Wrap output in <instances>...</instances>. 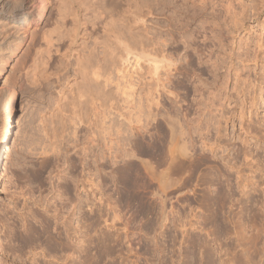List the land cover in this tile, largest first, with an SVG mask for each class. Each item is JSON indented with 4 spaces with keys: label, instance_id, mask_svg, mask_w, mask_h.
I'll return each instance as SVG.
<instances>
[{
    "label": "bare ground",
    "instance_id": "obj_1",
    "mask_svg": "<svg viewBox=\"0 0 264 264\" xmlns=\"http://www.w3.org/2000/svg\"><path fill=\"white\" fill-rule=\"evenodd\" d=\"M258 1L255 14L261 15L264 0ZM240 5V0H0V55L2 41L14 36L23 48L18 93L37 110L47 143L35 175L39 182L34 180L42 181L45 195L35 198L26 184L17 186V194L33 198L64 223L74 207L73 194L84 182L77 170L80 158L104 195L115 192L127 199L134 191L153 192L155 186L163 191L164 180L180 171V159L190 158L195 138L208 143L210 127L226 120L229 92L245 84L231 61L244 66L251 54L239 46L231 57L227 42L231 18L240 27L244 17ZM246 82L254 92L256 85ZM245 87L241 94L250 96ZM249 98V106L243 98L239 102V120L247 126L245 134L256 138L254 126L264 124L253 113L255 96ZM14 103L12 93L0 96V167L14 132ZM208 144L212 149L215 143ZM243 155L252 156L247 150ZM246 182L243 188L253 185ZM217 191L211 200L216 207L224 197ZM54 230V241L65 245L67 232Z\"/></svg>",
    "mask_w": 264,
    "mask_h": 264
},
{
    "label": "rangeland",
    "instance_id": "obj_2",
    "mask_svg": "<svg viewBox=\"0 0 264 264\" xmlns=\"http://www.w3.org/2000/svg\"><path fill=\"white\" fill-rule=\"evenodd\" d=\"M240 2L244 17L238 20L240 27H234L237 19L231 18L227 42L231 57L239 46L247 48L251 56L242 67L232 58V66L241 72L239 77L245 84L239 82L240 90L229 92L227 109L225 105L223 111L228 121L222 119L220 126L210 127L205 140L212 139L208 142L215 143L212 149L207 141L200 142L196 137L190 158L180 159V171L166 177L163 191L155 186L151 187L153 192L138 191V195L134 191L127 199L124 194L104 195L97 189L98 179L88 173L84 165L88 162L80 158L84 167L79 164L77 170L84 182L73 194L74 207L64 223L44 206L33 203V198L23 199L16 191L18 185L26 184L32 187L35 198L43 194L44 184L41 180L38 183L35 175L47 143L36 122L37 110L23 102L18 93L17 64L23 48L16 45L11 31L12 37L2 41L4 50L0 55V96L12 93L15 101L14 132L0 167V264H264V12L255 14L258 0ZM248 80L256 85L254 92L248 88ZM243 87L255 96L253 113L263 125L254 126L256 138L245 134L247 126L240 124L239 102L243 98L249 106L251 100L249 95L241 94ZM1 122L0 116V131ZM246 138L249 143L242 144ZM244 150L252 156L246 158ZM141 160L152 165L149 158ZM88 175L95 186L87 182ZM247 180L253 185L243 188ZM217 189L224 197L216 207L212 201ZM109 194L112 201L106 197ZM117 198L122 203L126 200L125 206L118 205ZM128 198H135L133 206ZM162 208L167 215L165 223L160 215ZM52 228L63 235L67 232L66 246L61 245L66 249L54 241L56 230ZM199 242L204 247H198ZM77 245H82L85 252ZM94 247L98 248L96 252Z\"/></svg>",
    "mask_w": 264,
    "mask_h": 264
}]
</instances>
